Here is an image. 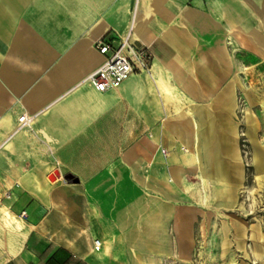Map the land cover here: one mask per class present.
Segmentation results:
<instances>
[{
    "label": "crops",
    "instance_id": "1",
    "mask_svg": "<svg viewBox=\"0 0 264 264\" xmlns=\"http://www.w3.org/2000/svg\"><path fill=\"white\" fill-rule=\"evenodd\" d=\"M129 29L152 55L150 72L179 96L177 109L144 72L101 96L83 94L91 88L83 79L102 62L95 42ZM243 54L264 59V0H0V152L4 141L13 151L12 185L0 205L12 213L15 192L40 196L43 219L53 205L75 215L100 264L133 261L137 247L156 261L189 240L196 198L210 205V195L224 189L213 193L207 168L220 165L219 151L230 146L222 125L241 86L235 72L251 67L238 60ZM22 112L34 119L15 133ZM196 150L208 182L202 195L191 182ZM67 173L81 184L62 183ZM214 176L222 183L220 168ZM92 238L102 242L96 253ZM3 255L0 264H13L16 257ZM19 256L35 263L28 252Z\"/></svg>",
    "mask_w": 264,
    "mask_h": 264
},
{
    "label": "rangeland",
    "instance_id": "2",
    "mask_svg": "<svg viewBox=\"0 0 264 264\" xmlns=\"http://www.w3.org/2000/svg\"><path fill=\"white\" fill-rule=\"evenodd\" d=\"M238 60L243 66L251 67L246 73L238 68L234 75L241 86L233 111L222 125L227 130L226 140L230 146L219 151L220 165L207 168L213 193L214 187L224 189L210 195V205L196 198L197 216L189 240L167 247L156 261L151 260V256L145 257L137 247L134 260L125 264H264V162L258 168L253 157L255 152L264 157V59L260 61L243 54ZM6 146L7 141H4L0 152V193L7 189L8 176L13 173V151H7ZM218 168L222 171V183L214 176ZM55 174L47 179L55 181ZM62 178V183L72 188L81 184L73 173ZM195 181L191 178L192 183ZM42 199L40 196L34 198L37 206L32 203L34 200H27L17 192L13 196L11 211L23 219L29 231L27 238L23 225V234L18 238L29 260L36 264H52L48 260L59 255L60 264H100L102 257L89 254L90 242L75 229V215L59 213L63 207L53 205L50 215L43 219L46 213L42 209ZM48 209L46 207L45 212ZM6 235L7 231L0 230L1 238ZM0 249L4 253L3 248ZM3 256L5 261L6 254ZM24 259L18 256L13 264H21Z\"/></svg>",
    "mask_w": 264,
    "mask_h": 264
},
{
    "label": "built area",
    "instance_id": "3",
    "mask_svg": "<svg viewBox=\"0 0 264 264\" xmlns=\"http://www.w3.org/2000/svg\"><path fill=\"white\" fill-rule=\"evenodd\" d=\"M95 48L102 56V62L82 81L95 91L114 90L131 74L147 73L151 69L152 55L148 47L131 40L130 29L124 36H118L115 39L111 37L98 39L95 42ZM33 119L34 115L22 112L17 117L16 130L21 131L27 128L32 124ZM91 243L95 251H99L102 247V242L97 238H92Z\"/></svg>",
    "mask_w": 264,
    "mask_h": 264
},
{
    "label": "bare ground",
    "instance_id": "4",
    "mask_svg": "<svg viewBox=\"0 0 264 264\" xmlns=\"http://www.w3.org/2000/svg\"><path fill=\"white\" fill-rule=\"evenodd\" d=\"M150 71H151V69H150ZM150 71L147 72L148 76L152 77V78L154 77L157 80V85L160 88L161 93H162L163 97L165 98V100L166 101L175 102V108L177 109V107L181 104V100H180L179 96H177V94H174L172 92L171 86L169 85V83L167 82V80L164 78L163 75L158 74L156 76V75H154L153 71L152 72H150ZM83 94L89 95V97H90V95H97L98 96V95L101 94V92L95 91V90H93L90 87H86L85 89H83ZM101 104H102V102H101ZM16 129H17V127L15 125L14 126V132L15 133L18 132V130H16ZM12 135H13V130H12ZM195 157H196V161H197L198 174L195 177L196 181H195L194 187H195L196 192H198V193H200L202 195L201 191L205 190L207 188L208 182L206 180L207 178L205 179L204 176H203L205 174H202V169H201L200 160H199V150L195 151ZM253 157L255 159H257V161H258L257 162V167L260 168V165H262V161L260 160L261 158H260L259 153L255 152ZM255 180H256V178H255ZM257 181H259V178H257ZM202 199H203V201L205 200V202H207L208 194L204 195V197ZM22 225H23V221L20 220V218L18 219V217L13 215V213H11L10 210L7 207L0 205V230L8 232V235L3 236L2 238L0 237V247L3 248L4 253L7 256H9V257H17L20 254H22V252H23L21 241L18 240V238L23 234V232H22V227L23 226ZM91 251L94 252V253L98 252V251H95L93 248H91Z\"/></svg>",
    "mask_w": 264,
    "mask_h": 264
},
{
    "label": "trees",
    "instance_id": "5",
    "mask_svg": "<svg viewBox=\"0 0 264 264\" xmlns=\"http://www.w3.org/2000/svg\"><path fill=\"white\" fill-rule=\"evenodd\" d=\"M52 258V257H51ZM60 264V263H59Z\"/></svg>",
    "mask_w": 264,
    "mask_h": 264
}]
</instances>
